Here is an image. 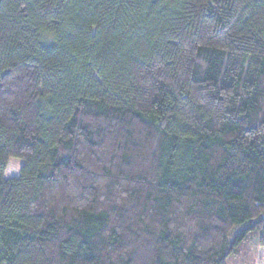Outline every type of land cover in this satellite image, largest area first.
Masks as SVG:
<instances>
[{
	"label": "trees",
	"instance_id": "1",
	"mask_svg": "<svg viewBox=\"0 0 264 264\" xmlns=\"http://www.w3.org/2000/svg\"><path fill=\"white\" fill-rule=\"evenodd\" d=\"M254 237L264 0H0V264H229Z\"/></svg>",
	"mask_w": 264,
	"mask_h": 264
},
{
	"label": "rangeland",
	"instance_id": "2",
	"mask_svg": "<svg viewBox=\"0 0 264 264\" xmlns=\"http://www.w3.org/2000/svg\"><path fill=\"white\" fill-rule=\"evenodd\" d=\"M15 166L16 164L10 166L11 172L17 169ZM255 241L256 237L253 238L250 249L247 248V250L241 251L238 257L231 259L229 264H264V247H256Z\"/></svg>",
	"mask_w": 264,
	"mask_h": 264
}]
</instances>
